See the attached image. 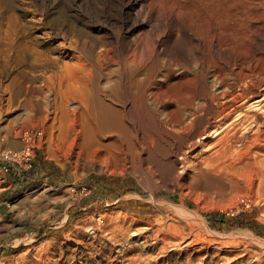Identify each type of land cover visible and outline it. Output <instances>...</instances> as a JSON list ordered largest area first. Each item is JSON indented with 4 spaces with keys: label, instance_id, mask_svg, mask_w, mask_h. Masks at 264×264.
Instances as JSON below:
<instances>
[{
    "label": "rangeland",
    "instance_id": "1",
    "mask_svg": "<svg viewBox=\"0 0 264 264\" xmlns=\"http://www.w3.org/2000/svg\"><path fill=\"white\" fill-rule=\"evenodd\" d=\"M171 2L165 0L166 6ZM226 4L223 74L247 70L264 73V0H226ZM119 5L118 0H0L1 20L28 26L32 21L38 22L40 29L32 30L31 23L27 33L31 38H41L37 50L44 54L40 56L31 47L21 45L24 39L17 46H23L31 54L25 64L17 63L12 51H5L6 48L0 51V140L6 138L2 146L19 148L20 130L44 131L35 151L32 168L35 171L8 174L19 185L5 197V208L10 210L7 217L13 228L0 235V264H259L260 261L264 264V189L259 188L250 171L252 167L259 168L255 161L264 159V153L255 146L250 155L251 164L241 163L248 154L244 150L229 159L234 169L226 165L222 169L217 164L176 178L177 168L173 170V164L166 165L174 161V148H179L184 136L176 133V138L175 132L163 126L159 130L157 114L152 115L146 107L145 94L153 79L161 80L172 69L178 73L201 66L197 65V49L212 51L211 65H220L215 58L217 22L213 15L199 13L193 27L190 18L182 16L174 25L173 34L165 38L162 60L157 59L149 71L142 73L132 67L124 75L120 65L104 71L100 87L112 88L106 100L121 113L114 126H105L96 117L93 93L86 78L93 68L84 54L74 48L75 39H60L57 45L66 49L55 54L47 52L44 40L52 30L47 25L50 20L60 19L111 38L116 32L105 26L108 23L116 28ZM125 12L136 15L133 7ZM42 21L45 25L40 24ZM193 36L203 38L201 46H197ZM55 57H60L57 70L47 66V61ZM32 60L36 67L31 65ZM247 60H251L252 70L241 63ZM39 64L43 66L40 68ZM18 74L23 76L20 80ZM136 74L138 78L141 76L139 81L143 85L137 81L122 85L119 81L121 77ZM164 84L165 91L158 92L159 100L165 102V95L190 111H194L195 103L205 99L209 89L203 81L175 80ZM179 116L173 119L177 121ZM150 124L152 128H148ZM153 127H157L156 132ZM168 143L175 146L172 148ZM148 156H152L149 161ZM184 193L190 208L200 210L198 216L189 219L192 229L186 232L170 219L179 215L172 204H179ZM208 214L219 216L215 217V227L205 217ZM157 219L161 221L158 224ZM191 241L203 246L201 252H196L198 247L194 243L190 245Z\"/></svg>",
    "mask_w": 264,
    "mask_h": 264
},
{
    "label": "bare ground",
    "instance_id": "2",
    "mask_svg": "<svg viewBox=\"0 0 264 264\" xmlns=\"http://www.w3.org/2000/svg\"><path fill=\"white\" fill-rule=\"evenodd\" d=\"M118 1L120 2V5H119V13L120 14H119V19H118L116 28H114V26H112L111 24H108V23H106V26H105V27L111 29L112 32L113 31L116 32V33H113L111 38H109L107 35L99 36L95 33H92L91 31L79 28L76 25H70V24H68V23H66L60 19H52L47 24L49 26V28L52 30L49 31V33H48L49 37L47 38V40H44L45 44L48 45L47 52L49 54H55V53H58V51H64L66 49V48L62 47V45H60V46L57 45L58 40H60V39H62V40H68V39L73 40V39H75L76 45L74 48L79 49L84 54L88 63L93 68V71L91 73H89L86 76V78H87L89 85L91 87V92L93 93V98H94V102H95V110L97 113L96 117L98 118L99 122H101L105 126H107V125H113L114 126V124L116 123L117 117L121 114L120 111L115 109V106H113L108 100H106L107 96H108L107 92H108V90H111L112 88H109V87L104 88V86H103V88L100 87V86H102V85H100V81L105 77L104 71L107 69H110L111 66H113V65H118V66L120 65L121 66L120 70L122 68L124 75H127L129 72V68H132V67L134 69H136V71H138V72L142 71V73L149 71L150 70L149 66H153L154 64H157L156 60L160 59L164 55L165 47H166L165 46V38L168 36H171L173 34V31L175 29L174 25H176L178 21L182 20V16H186V17L190 18V21H191L190 26L193 27L194 26L193 22H195L199 13L200 14L206 13V15L209 17H211V15H213V17L216 19V22H217V25H216V38H217V40H216V46H215V52H216L217 56L215 58H217V60L219 61L218 63L220 65H215V66L211 65L210 58L213 55L212 51H210V52L209 51L208 52L203 51L202 52L200 49H197L195 54L198 55L197 65L201 64V66L199 68L198 67L194 68V69L192 68L191 70H184L183 72H178V73H176L172 69L171 73H169L170 75L164 76L161 80H157L156 78L153 79L152 87L147 88L148 90L146 91V94H145L147 110L149 109L151 112H153L152 115H154V113H155L154 116H156V114H157L156 123L158 126L156 124L155 125L158 127V129L163 126L166 129L175 132V137H176V133L180 134V135L182 134L184 136L182 138V141L179 142V144L181 143L179 148H174V149H176V152H174V155H175L174 161L172 163L170 162L168 165H166L165 163L164 164L166 166H170V164H173L171 166H173L174 169H173V167H171V168L173 170H175V168H177L175 175H176V178L179 177V179H180L181 176L187 175L188 171H193V173H194V171L202 170L203 167H205V166H207V167L213 166V168H214V165L220 164V167L222 169H225V167H224L225 165H226V167L229 166L230 168L234 169V167H233L234 164H231V163L229 164V162H228L229 159L232 158L234 155L239 154L240 152H242L244 150H245V152H247L246 150H248V154H246L247 157L243 160V162H241V161L240 162L244 163V164H251L252 159H251L250 155L254 151L255 146L256 147L258 146L260 148V150L264 153V73L263 72L253 73V71L247 72L248 71L247 70L245 73L237 72V73H231V74H223L224 67L222 65L223 64L222 62L224 60V54H225V49H224V18H225V12H226V7H227L226 0H172L171 5H167L168 7L165 4V0H118ZM128 7L135 8V11H136L135 16H132L130 13L125 12V10ZM7 19L9 20V18H7ZM10 19H12V18H10ZM31 23L33 25L32 30L40 29L38 27V22L32 21ZM31 23H30V25H31ZM40 24L45 25L43 21L40 22ZM29 26L27 24H23L21 22L18 24V22L17 23L16 22H7L5 20L0 19V51H1V48H3V49L6 48L5 51H12L13 53H15V61L19 64L23 63V62L25 64V62L30 61L29 56H31V54L29 55L27 53V51H25L26 49L23 46H20V45L17 46V44L20 43V41L22 39H24L26 41H24V43H21V45L31 47V50L32 49L35 50L34 51L35 54L39 53L37 49H38V46L40 44L39 42H40L41 38L39 39V37H32L33 38L32 39L31 36H29L30 34L27 33V29H29ZM210 28H211V26H210V20H209L208 30H210ZM29 30H31V29H29ZM32 34H33V32H32ZM28 39H30V40H28ZM193 41L197 44V46H199V45L201 46L202 42H203V38L193 36ZM71 43H73V42H71ZM74 51H76V50H74ZM201 52L203 53L202 55H201ZM39 55L43 56L44 54L39 53ZM199 55H201V56H199ZM34 60H32L30 63L32 66L36 67ZM38 60L39 59H37L36 62ZM161 60L162 59H160V61ZM59 61H60V57H55L52 59V61H47V66L51 69L57 70L56 68H58ZM241 63L244 66H246L247 69L252 70L251 69L252 68L251 60L241 61ZM43 64L42 65L39 64V67L41 68V66H43ZM118 66H116V67L119 68ZM34 67H33V69H34ZM111 70H114V69H111ZM118 73H120V71ZM115 74H117V73H115ZM239 74H241V75L238 77L237 75H239ZM147 76H146L145 80H147ZM235 76H237V77H235ZM22 77L23 76H19V74H18L19 80ZM139 78H138V74L129 75L127 77L126 76L121 77L119 79V81L122 83V85L125 84L126 82L132 83L135 81L140 82L142 84V80L139 81ZM142 78H143V76H142ZM175 80H178V81L179 80H181V81L186 80V81H192V82L203 81V84H205V86L207 85L209 87L208 93H207L205 99H200L199 102H197L198 101L197 99H196L197 101L194 99L197 102L195 104L193 103L194 104V106H193L194 111H190L189 108H183L184 107L183 105L177 103L174 100H169L170 97H167L165 95H163V98H164L163 101H165V102H162L159 100V93L158 92H162V90L165 91L162 84H164V83L169 84ZM45 82H46V80H45ZM106 82L108 83L107 80H106ZM43 83H44V81H43ZM141 84H140V86H141ZM109 85H111V83ZM196 85H197V83H196ZM166 87H168V86H166ZM134 90H135V88H134ZM41 91H42V89H41ZM47 91H49L48 86H47ZM40 94H42V92ZM110 94H111V92H110ZM118 94H119V92H118ZM44 95L47 96L46 94H44ZM45 96H44V98H46ZM139 97H141V96L139 95ZM201 97H202V95H201ZM46 99H48V97ZM130 99H129V102H130ZM142 99H144V98H142ZM142 99H141V103L143 101ZM116 101H118V100H116ZM116 101H115V103H116ZM191 102H193V100ZM182 104H184V103H182ZM119 105H121V104H119ZM32 106H33V104H32ZM32 106H30V107H32ZM126 106H124V107H126ZM143 106L141 105V107H143ZM132 113H134V112H132ZM180 114H181V116H179L178 120L175 121L173 119V117L176 115H180ZM189 116H190V119H189ZM152 118H150V119L152 120ZM154 119H156V117ZM143 124H145V123H143ZM176 126H179L178 130H175ZM157 127H153V129H155V132H156ZM132 128H134V127H132ZM148 128H152L151 124H150V127L148 126ZM138 129H140V128H138ZM146 129H147V127H146ZM149 130H152V129H149ZM159 130H161V129H159ZM138 132H140V131H138ZM145 132H147V131H145ZM145 132H143V134ZM130 133H131V131H130ZM159 134H162V133H159ZM148 135H149V133H148ZM133 137H135V136H133ZM145 137H144V139H146ZM162 137H164V136H161V135L159 136V138L161 140L164 139ZM154 138L156 139L157 137H154ZM159 138H157V139H159ZM135 139H136V137H135ZM155 139H152V140L154 141ZM165 139L167 140L166 136H165ZM150 140L148 138V141H150ZM156 141H155V145H156ZM145 142H147V140ZM153 143L154 142H152V144ZM160 144H161V142H160ZM168 144L171 145L173 148L174 143H173V145L171 143H168ZM132 147L135 148V146H132ZM143 147H144V143H143ZM150 147L153 148L154 144ZM159 147H161V146L159 145ZM147 149H149V148H147ZM165 149H163V150L166 151ZM153 150H155V149H153ZM139 151H142V150H139ZM156 151H158V150L156 149L155 152ZM146 152H148V150ZM160 152H161V150H160ZM170 152H172V151L170 150ZM137 153H138V151H137ZM162 153H164V152L162 151ZM132 155H131V157H132ZM158 156H159V154H158ZM161 156H163V155H161ZM151 158H152V156H151ZM151 158L149 157L148 161ZM168 160H170V159H168ZM157 162H156V164H157ZM256 162H257V164H259V168L252 167L253 169H251L250 171L253 172L252 174L254 176V180L256 181V183H258L259 188L261 187L262 189H264V159L256 160L255 163ZM158 165H160V162L158 163ZM135 166H139V165L137 164ZM140 166H142V164ZM235 166H236V164H235ZM160 167H162V166H160ZM133 169H135V167ZM233 169H229V170H233ZM157 170H155V171H157ZM207 170H209V169H207ZM214 171H216V170L214 169ZM153 173H154V171H153ZM196 173H198V172H196ZM156 178H158V177H156ZM181 179H183V178H181ZM194 180H196V179L194 178ZM181 182H182V180H181ZM151 183L155 184L156 182L154 183L152 181ZM183 184L184 183H182V185ZM187 184H188V182H187ZM184 185H186V184H184ZM187 191H188V193L190 192L189 190H187ZM187 191H186V194H188ZM186 194L180 198L181 202L179 204H172V207L178 211L179 215L178 214L175 215L174 218H173V216L170 217L171 221L174 222L175 224L179 225L182 229H184L185 232L188 231L189 229H192L191 221H189V219L192 216H198L200 214L199 209L193 210L190 208V203L187 201ZM188 196H189V194H188ZM263 200H264V198H263ZM162 216H164V215L162 214ZM159 221L157 219V224ZM152 225L153 224H151V226ZM155 228H157V227L155 226ZM151 230H152V228H151ZM160 230H161V228H160ZM164 230H166V232H167V229H164ZM157 231H159V230L157 229ZM124 232H126V230H124ZM162 233H163V231H162ZM164 233H165V231H164ZM170 233H171V231H170ZM176 235H178V234H176ZM155 236H156V234H155ZM247 237H248V235H247ZM250 237L251 236H249V239H250ZM161 238H163V237H161ZM195 238H196V236H195ZM183 239H184V237H183ZM251 239H253V238L251 237ZM205 240H207V239L205 238ZM164 241L165 240H163V242ZM156 242H159V241H156ZM251 242H250V245L253 243V242L252 243ZM193 243L194 242L191 241V243H189V244L192 245ZM189 244H187V246H189ZM194 244H196V243H194ZM229 244H230V242H229ZM232 245L235 246L234 244H232ZM196 247H198L196 252H199V251L201 252L203 246L200 244H196ZM161 250H164V248ZM245 252L247 253V251H245ZM244 255H246V254H244ZM252 257H254V256L252 255ZM235 259H236V257H235ZM262 260H263V258H262ZM260 262H259V264H260Z\"/></svg>",
    "mask_w": 264,
    "mask_h": 264
},
{
    "label": "built area",
    "instance_id": "3",
    "mask_svg": "<svg viewBox=\"0 0 264 264\" xmlns=\"http://www.w3.org/2000/svg\"><path fill=\"white\" fill-rule=\"evenodd\" d=\"M43 138L44 131L41 128L20 130L17 132V140L21 146L15 149L3 147L2 144L6 143V138L2 137L0 140V165L3 174L19 175L31 171L36 148Z\"/></svg>",
    "mask_w": 264,
    "mask_h": 264
},
{
    "label": "crops",
    "instance_id": "4",
    "mask_svg": "<svg viewBox=\"0 0 264 264\" xmlns=\"http://www.w3.org/2000/svg\"><path fill=\"white\" fill-rule=\"evenodd\" d=\"M17 182L11 176L3 174L0 165V214L2 215L0 218V235L7 233L8 230L13 228V222L7 217L10 210L5 208V204H7L5 197L10 193V190L18 189L17 186L19 184Z\"/></svg>",
    "mask_w": 264,
    "mask_h": 264
},
{
    "label": "trees",
    "instance_id": "5",
    "mask_svg": "<svg viewBox=\"0 0 264 264\" xmlns=\"http://www.w3.org/2000/svg\"><path fill=\"white\" fill-rule=\"evenodd\" d=\"M35 171V169L34 170H32V172H34ZM31 172V173H32ZM28 174V173H27ZM30 174V173H29ZM28 174V175H29ZM205 217L208 219V221L210 222V224H211V226L212 227H215L216 226V222L217 221H215V217H219V216H214V215H212V214H208V215H205Z\"/></svg>",
    "mask_w": 264,
    "mask_h": 264
}]
</instances>
